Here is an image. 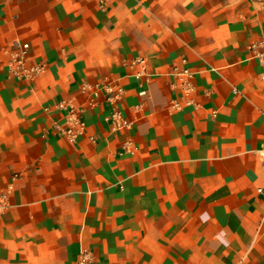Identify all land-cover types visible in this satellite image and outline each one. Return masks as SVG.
<instances>
[{"label":"crops","instance_id":"0c3cea01","mask_svg":"<svg viewBox=\"0 0 264 264\" xmlns=\"http://www.w3.org/2000/svg\"><path fill=\"white\" fill-rule=\"evenodd\" d=\"M263 155L264 0H0V264H264Z\"/></svg>","mask_w":264,"mask_h":264},{"label":"built area","instance_id":"2783aa9c","mask_svg":"<svg viewBox=\"0 0 264 264\" xmlns=\"http://www.w3.org/2000/svg\"><path fill=\"white\" fill-rule=\"evenodd\" d=\"M107 0H101L102 3H105ZM29 55V46L26 44H18L16 45L15 52L12 53V62L10 65V69L13 73H15L19 77L25 78H34L41 69L38 68H29L27 64V57ZM137 63L146 65V60H138ZM176 82L174 84L175 89H177L181 95L182 101L175 102L174 107L180 108L181 103H184L188 106L194 105L193 94L195 92L194 86V75L190 71V69H180L175 70ZM141 77V74L137 75ZM68 116V126L62 130V127L59 129L63 131V134L71 141L75 142L80 135H82L85 131V123L81 121L76 113L75 109L69 112ZM113 118L116 120H121L120 113H114ZM263 169H264V155H263ZM264 172V170H263ZM258 191L260 194L264 196V186L259 187ZM7 210V204L4 198L0 200V216L4 214Z\"/></svg>","mask_w":264,"mask_h":264}]
</instances>
